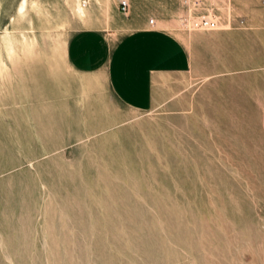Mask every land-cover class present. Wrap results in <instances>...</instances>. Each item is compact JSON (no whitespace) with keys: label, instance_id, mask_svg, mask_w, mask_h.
<instances>
[{"label":"rangeland","instance_id":"rangeland-1","mask_svg":"<svg viewBox=\"0 0 264 264\" xmlns=\"http://www.w3.org/2000/svg\"><path fill=\"white\" fill-rule=\"evenodd\" d=\"M112 2L0 0V264H264V0H137L191 58L151 111L66 62Z\"/></svg>","mask_w":264,"mask_h":264},{"label":"crops","instance_id":"crops-1","mask_svg":"<svg viewBox=\"0 0 264 264\" xmlns=\"http://www.w3.org/2000/svg\"><path fill=\"white\" fill-rule=\"evenodd\" d=\"M118 0L110 5L114 15L100 16L95 10L91 20L100 27L74 32L65 45L68 66L80 75L101 76L112 95L126 108L151 111L168 105L173 98V78L188 73L191 58L183 40L157 22L148 3L137 6L129 0L130 10L122 18Z\"/></svg>","mask_w":264,"mask_h":264},{"label":"built area","instance_id":"built-area-1","mask_svg":"<svg viewBox=\"0 0 264 264\" xmlns=\"http://www.w3.org/2000/svg\"><path fill=\"white\" fill-rule=\"evenodd\" d=\"M185 5H193L195 9L201 8L202 0H183ZM130 10L129 0H120L119 11L123 15H128ZM150 24L154 25L155 20H150ZM218 24L208 18L206 15L199 16L193 20L192 27L194 30L214 31L217 29Z\"/></svg>","mask_w":264,"mask_h":264},{"label":"bare ground","instance_id":"bare-ground-1","mask_svg":"<svg viewBox=\"0 0 264 264\" xmlns=\"http://www.w3.org/2000/svg\"><path fill=\"white\" fill-rule=\"evenodd\" d=\"M102 2H103V0H86V1H84V0H75V10H76L77 16L81 20L86 21L88 19V17H89V11L87 10L88 5L91 3V4H94V5L98 6V7H101L102 6ZM22 8H24V7L20 6V9H22ZM7 41H8V45H9L10 41L9 40H7Z\"/></svg>","mask_w":264,"mask_h":264}]
</instances>
